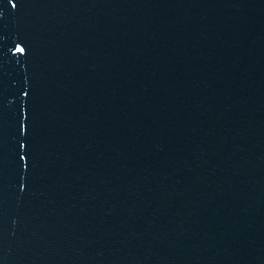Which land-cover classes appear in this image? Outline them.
I'll return each mask as SVG.
<instances>
[{"label": "water", "instance_id": "95a60500", "mask_svg": "<svg viewBox=\"0 0 264 264\" xmlns=\"http://www.w3.org/2000/svg\"><path fill=\"white\" fill-rule=\"evenodd\" d=\"M264 155V0H0V264H215Z\"/></svg>", "mask_w": 264, "mask_h": 264}]
</instances>
